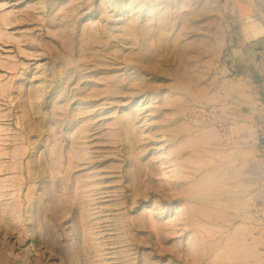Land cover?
<instances>
[{
    "label": "rangeland",
    "instance_id": "rangeland-1",
    "mask_svg": "<svg viewBox=\"0 0 264 264\" xmlns=\"http://www.w3.org/2000/svg\"><path fill=\"white\" fill-rule=\"evenodd\" d=\"M261 38L264 0H0V264H264Z\"/></svg>",
    "mask_w": 264,
    "mask_h": 264
},
{
    "label": "crops",
    "instance_id": "crops-1",
    "mask_svg": "<svg viewBox=\"0 0 264 264\" xmlns=\"http://www.w3.org/2000/svg\"><path fill=\"white\" fill-rule=\"evenodd\" d=\"M243 39V38H242ZM244 41V39H243ZM257 43H261L259 46H264V39L256 40ZM252 44H254V41L250 43H242L241 47H245V55L243 56V72H247L250 75H253V80L255 83H253V88L255 87V91L257 92L258 97V104H259V118L258 123L256 125V136H255V146L257 149V157L259 161V165L262 170L263 175V183H264V62L263 60L259 59V61H256V54L260 55L264 53V49H259L258 51H255ZM244 45V46H243ZM250 49L254 50V55H248ZM264 55V54H263ZM262 55V56H263ZM255 58V60H254ZM249 61V62H248ZM248 62V63H247ZM247 63V64H246Z\"/></svg>",
    "mask_w": 264,
    "mask_h": 264
},
{
    "label": "bare ground",
    "instance_id": "bare-ground-1",
    "mask_svg": "<svg viewBox=\"0 0 264 264\" xmlns=\"http://www.w3.org/2000/svg\"><path fill=\"white\" fill-rule=\"evenodd\" d=\"M250 24V23H249ZM251 24L253 25V26H255L256 25V23H254V22H251ZM245 28V27H244ZM148 33V32H147ZM252 34H251V37H254V38H257L258 39V36L260 35V30L258 31V32H256V30H254V31H252L251 32ZM140 34V33H139ZM142 34V33H141ZM151 36V35H150ZM142 37H144V36H142ZM156 37H157V33H156ZM152 51V50H151ZM156 51L158 52L159 51V48L158 49H155L154 51H152L151 53L152 54H155L156 53ZM149 54V53H148ZM232 87H234L233 85H232ZM233 89V88H232ZM235 89V88H234ZM128 123V122H127ZM33 168V167H32ZM33 192L31 191V193H30V199H33ZM68 211V210H67ZM61 212V211H60ZM37 213H39V212H37ZM39 215V214H38ZM41 217V216H40ZM50 218V217H49ZM61 218H63V217H61ZM39 222H41V221H39ZM39 224V223H38ZM46 225V224H45Z\"/></svg>",
    "mask_w": 264,
    "mask_h": 264
}]
</instances>
